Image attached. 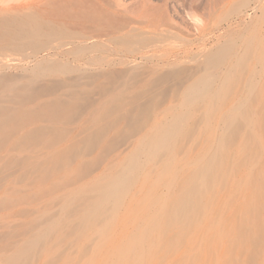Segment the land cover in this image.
Returning a JSON list of instances; mask_svg holds the SVG:
<instances>
[{
	"label": "rangeland",
	"instance_id": "374dc122",
	"mask_svg": "<svg viewBox=\"0 0 264 264\" xmlns=\"http://www.w3.org/2000/svg\"><path fill=\"white\" fill-rule=\"evenodd\" d=\"M53 1L0 0V105H64L56 145L1 149L0 264H264V0ZM41 12L77 34L28 40Z\"/></svg>",
	"mask_w": 264,
	"mask_h": 264
},
{
	"label": "bare ground",
	"instance_id": "6f19581e",
	"mask_svg": "<svg viewBox=\"0 0 264 264\" xmlns=\"http://www.w3.org/2000/svg\"><path fill=\"white\" fill-rule=\"evenodd\" d=\"M106 1H104V0L103 1L102 0H54L53 2H51V6L55 5V6H53L54 9H52V10H54V11H52V13L54 12L53 15H55V14L57 15V13L61 11V15H63L62 13H65L64 16L66 15V17H68V19L70 17H74L75 19H77L76 18L77 15H80L81 19L84 18L85 16L88 17V15L89 16L93 15L94 19L99 20V18L101 19L104 16L106 17V15H108L109 13H111V15L112 14L115 15L119 12L126 13L128 11L126 4H124V2L122 0H110L111 2H109L108 0H106ZM55 10H58V12L56 13ZM42 14L43 13L41 12V15L39 14L40 16L38 15V17H36L35 15H31L29 17L28 30L26 32L27 36H28V38H27L28 40H29V38L31 40H33L34 38L39 39L40 37L47 39V38H50L49 36H51L52 34H55L56 32L59 33L58 35H60V34L62 35V33L65 30H67V29H64L63 27H65V26H63V27H61L64 29V31L62 30L63 31L62 32L59 29V27L62 26L61 24L58 28L55 27V26H57L58 19H55V23L57 20L56 25L53 27H50V25L47 24L45 22V20L43 19V17H45V16H44V14L42 16ZM83 14L85 16H82ZM61 15L59 14L60 18L62 17ZM121 16H124V15L121 14ZM59 17H57V18H59ZM87 17H85V19ZM74 18H71V19H74ZM91 18H92V16H91ZM65 21L63 20V22L66 23L65 25L68 26L67 27L68 30H70L71 28L69 29V25H70L69 22H71V21L68 22V20H67L68 23ZM99 21H101V20H99ZM63 22H61V23H63ZM75 22L73 21L71 23H75ZM59 23H60V21H59ZM84 23L86 24L89 22H84ZM78 24H80V23H78ZM73 25H72V27L75 26V25L74 26ZM79 27H80V25H79ZM85 27H83V29ZM68 30L65 31V33L62 36H64L66 34V32H67L66 36H68V34H69ZM82 31L85 32L84 30H82ZM69 32H72V33H70V37H72L71 34H75V32H77V29L75 32H73V30H70ZM79 32H81V30L78 31V33ZM41 38H40V40H41ZM43 38H42V40H43ZM82 38H83V35H82ZM84 38H86V37H84ZM30 42H33V41H30ZM35 42L37 43L38 41H35ZM31 45H33V44L31 43ZM36 45L37 44H35L34 46H36ZM46 61H48V59ZM12 89L14 92L15 99L8 101L6 104L0 105V152H1V149H2V151L3 150H7V151L9 150L10 151V149L12 150V149H14V147L19 146V145H27V144H33L36 142H40L41 140L44 139V137H47L48 135H50L52 137L51 138L52 141L50 142V145L51 146L56 145V142L58 141V137L61 135V133H60L59 129L57 128V125L54 124L53 120L57 116V114L62 110V107L64 106L63 103L58 98L53 99V100L37 101L35 98L37 96V93L33 92L29 87H25L23 89L22 88L19 89L18 87H13ZM30 91H32V92H30ZM110 113H111V110H107L104 113V115L107 116ZM40 121H45L46 123L51 122L52 124L40 125L39 124ZM100 131H101L100 128H98V126H97L95 128V134H98ZM8 144H10V147L8 146L9 149H6V146ZM3 147H5V148L3 149ZM63 156L64 155L62 152L61 153L60 152H54L48 158H46L45 160H43L41 162L32 161L29 158L26 160L25 164L29 167L31 166L32 168H35L36 170H41L42 171V178H45L46 174H48L49 166H55V165L61 163ZM8 158H10V159H8L9 162H12V158L11 157H8ZM104 264H107V263H104Z\"/></svg>",
	"mask_w": 264,
	"mask_h": 264
}]
</instances>
